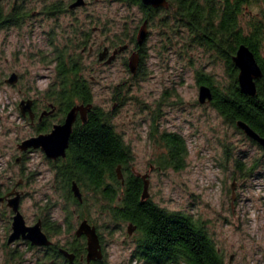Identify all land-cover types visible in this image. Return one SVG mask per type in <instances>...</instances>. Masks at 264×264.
<instances>
[{
	"label": "rangeland",
	"instance_id": "obj_1",
	"mask_svg": "<svg viewBox=\"0 0 264 264\" xmlns=\"http://www.w3.org/2000/svg\"><path fill=\"white\" fill-rule=\"evenodd\" d=\"M53 1L25 0L33 15L22 26L0 29V189L22 181L21 211L27 224L50 215L62 229L60 235L52 236L54 240H70L83 219L79 212H83L101 234L108 264H147L133 258L135 234L130 236L127 222H114L101 195L88 192L86 206L74 205L65 198L44 152L36 149L24 156L17 147L34 133L21 116L20 100L36 98L39 106L50 101L48 94L55 81L54 64L49 63L53 43L76 46V39L86 30L97 43L117 36L127 38L142 24L137 6L117 0H88L87 6L68 14L44 13L45 2ZM94 26L99 30L94 31ZM82 52L94 103L113 111L116 130L132 148L133 169L146 174L149 181V197L161 207L203 222L229 264H264V151L210 103L199 102L196 71L210 73L224 83L225 62L191 42L186 32L172 34L154 22L148 27L141 71L136 75L126 64L130 51L127 57L103 64L97 53L89 55V46ZM13 72L19 75L16 84L6 81ZM117 89L123 103L116 100ZM154 117L160 131L184 137L188 150L184 168L158 165L164 150L150 137ZM237 160L243 163L242 170ZM5 209L0 219V264L13 249L22 254L16 262L41 264L44 250L29 247L23 239L4 245L9 236L3 234L10 233L11 225L10 210Z\"/></svg>",
	"mask_w": 264,
	"mask_h": 264
},
{
	"label": "trees",
	"instance_id": "obj_2",
	"mask_svg": "<svg viewBox=\"0 0 264 264\" xmlns=\"http://www.w3.org/2000/svg\"><path fill=\"white\" fill-rule=\"evenodd\" d=\"M117 1L130 6L138 5L151 23H157L172 34L186 32L191 42L222 59L227 69L226 82L220 83L212 74L197 70V83L212 88L210 104L225 121L240 129L237 121L244 120L264 136V0H169V8L146 6L141 0ZM44 7V13L52 14L64 10L67 4L56 0L49 5L45 2ZM32 12L25 0H0V29L22 26L33 15ZM80 36L76 39V46L72 43L63 46L53 43L54 55L49 63L54 64L55 81L51 84L48 97L58 105L59 116H64L75 104L94 103L92 82L84 73L82 51L86 48L87 32H82ZM243 43L255 53L263 69L254 96L241 90L238 68L232 60ZM120 93L117 89L116 100L123 103ZM112 118V110L94 105L87 120H78L75 124L66 157L56 168L58 184L65 198L74 205L84 207L89 199L87 193H97L105 201L104 208L112 214L116 224L127 222L136 225L132 253L136 260L147 264H229L203 222L184 212L161 207L150 197L142 199L144 183L132 172V148L116 130ZM157 121L158 118L154 117L151 122L150 137L156 138L164 150L158 157V165L177 170L184 168L188 155L184 137L175 132L160 131ZM50 126L45 124L36 130L46 131ZM118 166L124 172V183L118 178ZM237 167L242 170L240 160H237ZM74 181L83 193L82 201L74 196ZM79 215L87 218L83 212ZM43 218L46 229L55 233L62 231L55 221H51L50 215ZM67 226V230L71 231L72 226ZM80 242L81 239L77 238V243L72 246L78 255L76 262H71L52 247L44 251L39 262L84 264L80 256L86 254V242ZM8 244L4 242L5 246ZM29 247L32 246L29 244ZM16 251L10 250L4 264H21L20 260L16 262V258L20 259L22 254ZM96 264H108L106 256L97 260Z\"/></svg>",
	"mask_w": 264,
	"mask_h": 264
},
{
	"label": "water",
	"instance_id": "obj_3",
	"mask_svg": "<svg viewBox=\"0 0 264 264\" xmlns=\"http://www.w3.org/2000/svg\"><path fill=\"white\" fill-rule=\"evenodd\" d=\"M143 4L150 5L152 7H165L169 8V0H141ZM84 0H77L70 5V8H75L84 5ZM148 35L147 21L141 25L138 30L137 39L138 44L142 45ZM123 48V47H122ZM108 48L104 49L100 53V59H104L107 55ZM118 51L115 50L113 54L109 57L107 62H111ZM139 54L133 53L129 58V68L132 73H136L139 66ZM232 60L235 66L238 68V82L241 90L254 96L257 93V80L263 76V69L259 64L255 53L246 44L239 45L236 53L232 56ZM19 79V75L13 72L6 81L10 84H16ZM213 98L212 88L206 84H201L199 89V102L201 104L210 103ZM33 99H26L21 102L22 112L30 113L33 116L32 110ZM93 103L88 104H75L67 112L64 123L55 124L50 132L39 133L32 137L23 140L18 144V148L21 151L28 150L29 148L38 149L40 148L45 155L50 159H56L58 157L66 156L67 148L69 147L71 133L73 131V126L75 121L80 115L82 121L87 120L88 112L92 109ZM238 127L244 132L246 136L255 140L260 146L264 148V136L258 133L251 125H249L244 120L237 121ZM19 160V158H18ZM118 177L123 180V173L121 166L117 168ZM144 178V187L142 193V199L149 197V181L146 179V174L142 175ZM72 191L74 196L80 201L83 200V193L77 184L73 182ZM14 194V196L9 198V206L12 208L14 215L12 221V232L8 237L7 242L11 243L20 238L28 240L32 245L36 246H47L51 244V240L47 234L42 229L41 220L37 221L35 224L29 225L20 209L22 193L19 191L9 193ZM3 200V198H1ZM135 226L131 223L128 226L130 233L133 232ZM77 235H86L87 239V253L86 259L87 264H91L93 260L102 259L104 252L102 249V244L100 240L97 227L91 224L87 219H83L77 230ZM62 253L67 256L70 260L74 259V254L70 253L66 249H61Z\"/></svg>",
	"mask_w": 264,
	"mask_h": 264
},
{
	"label": "flooded vegetation",
	"instance_id": "obj_4",
	"mask_svg": "<svg viewBox=\"0 0 264 264\" xmlns=\"http://www.w3.org/2000/svg\"><path fill=\"white\" fill-rule=\"evenodd\" d=\"M62 1H64L65 2V4H67V8H65L64 10H59V11H54L52 14H50V15H61V14H68L69 12H75L76 11V9L78 8V7H83V6H87L88 5V0H84L85 1V4L84 5H81V6H78V7H75V8H70V5L71 4H73L75 1H77V0H62ZM134 6H137L138 7V9H139V11L142 13V17H141V19H140V21H141V23L143 24L144 23V21H147V26L149 27L150 26V24H151V22L149 21V19L148 18H146V16H145V12L138 6V5H134ZM147 6V5H146ZM150 6V5H149ZM154 8H158V7H154ZM95 20L92 18L91 20H90V22L91 23H93ZM141 24V25H142ZM141 25L140 26H135L134 27V29H133V32H132V34L130 35V36H128L127 38H124V37H119V36H117V37H115V38H113V40H109V41H105V40H101L99 43H97V39H96V37H91V33H90V31L89 30H86V31H83V32H87V40H86V46H89V55L90 56H93L95 53H97V57H98V61L100 62V63H110V62H107L108 61V59H109V57L113 54V52L115 51V50H117L118 52L116 53V55H115V57L112 59V61L111 62H113V61H115V60H117L118 58H120L121 56H124L125 55V53L126 52H128V51H130V55H129V57L127 58L128 60H127V62H126V64H127V66H128V69H129V71H130V68H129V58H130V56L133 54V53H138L139 54V59H140V63H141V61H142V56H143V53H144V50H145V46H146V41H147V37H146V39H145V41L143 42V44L142 45H140V44H138V39H137V34H138V30H139V28L141 27ZM89 26V25H88ZM99 30V27L98 26H94V31H98ZM79 38H81V36H79ZM120 38H122V40H123V42H122V40L120 39ZM121 40V41H120ZM97 46V47H96ZM96 47V48H95ZM123 47V48H122ZM106 48H108V52H107V55L105 56V58L104 59H100V53L104 50V49H106ZM124 57H127V56H124ZM126 59V58H125ZM139 63V64H140ZM139 68H140V65L138 66V69H137V72L136 73H132L131 71V73L133 74V75H136V74H138V71H139ZM33 99V103H32V110H33V116L30 114V113H23L22 112V106L24 105H21V102L23 101V100H26V99ZM48 101V100H47ZM19 109H20V112H21V116L25 119V120H28L29 121V123H30V125H31V127H32V130H33V134L32 135H30V136H28V137H26V138H24L23 140H25V139H27V138H29V137H32V136H34V135H37V134H39V133H47V132H50L51 130H52V128H53V126L55 125V124H59V123H64V121H65V118H66V115H67V113L64 115V116H59L60 115V113H59V108H58V105L57 104H55V103H52L51 102V100L50 101H48V103L47 104H45L44 106H39L38 105V101H37V99L36 98H32V97H29V96H24L21 100H20V102H19ZM95 104L93 103V106H94ZM71 109V108H70ZM69 109V110H70ZM68 110V111H69ZM88 114H89V112H88ZM87 117H88V115H87ZM78 120H81L82 121V119H81V117H80V115H78V118H77V120L75 121V123H74V126H75V124L78 122ZM45 124H51V126H50V128L48 129V130H46V131H37L36 129L38 128V127H40V126H44ZM74 126H73V129H74ZM73 132V131H72ZM72 134V133H71ZM22 140V141H23ZM21 141V142H22ZM21 142H19V143H21ZM19 143H17V147H18V144ZM39 150H41L40 148H38ZM68 149V148H67ZM33 150H36V149H32V148H29L28 150H25V151H21L22 153H23V155L25 156L26 155V153H28V152H31V151H33ZM45 154V153H44ZM23 156V157H24ZM47 157V156H46ZM66 156H64V157H58V158H56V159H50V158H48V162H49V164H51L52 166H51V168H52V170L55 172V176L57 175L56 174V168H57V166H59L63 161H64V158H65ZM22 158V156L21 157H19V160ZM17 160H18V158H17ZM132 172L137 176V177H139V178H141L142 180H143V183H144V178H143V176H142V174H140L139 172H137V171H135L134 169H133V167H132ZM122 173H123V180H122V183H124V181H125V175H124V172L122 171ZM119 178V177H118ZM120 179V178H119ZM20 183H22V181H19V182H16V183H14V184H11L10 186H6V188L4 189V190H1L0 189V219H2L3 217H4V213H5V208L7 207L9 210H10V213H11V215H10V221H9V223L11 224L10 226H9V228H8V230L10 231V233L9 234H3L4 236H10V234H11V232H12V221H13V215H14V212H13V210H12V208L9 206V198L10 197H12V196H14V194H9V193H11V192H16V191H19V192H21L22 193V196H23V191L20 189ZM1 198H3V200L1 199ZM20 209H21V206H20ZM24 215V214H23ZM25 217V216H24ZM26 219V218H25ZM51 219V218H50ZM84 219H87V218H84ZM39 220H41V222H42V229H43V231L47 234V236L49 237V239L51 240V244L50 245H47V246H36V245H32L31 244V242L30 241H28V240H25V239H23V238H20V239H23L27 244H30L32 247H36V248H38V249H41V250H48L47 248H53V249H55V250H57L59 253H61L64 257H66V258H68L67 256H65L63 253H62V251H61V249H66V250H68L70 253H73L74 254V259L73 260H70L69 258V260L71 261V262H76V260L78 259V255H77V253H76V251L75 250H72V246L73 245H75L76 243H77V238H80L81 239V242L80 243H82L83 241H85L86 242V245H85V247H86V253H87V239H86V235H84V234H82V235H77V233H76V230H77V228H78V226H79V224H80V222L83 220V219H81L80 220V222H79V224H78V226H77V228L75 229V233L74 234H72V238L70 239V240H67V241H65V242H60V241H56V240H54L53 239V237L52 236H54V235H60L61 233H62V231H60L59 233L57 232V233H55V232H52V230H50V229H46V227H45V222H44V218H43V216H41V217H37V219H36V221L33 223V224H35L37 221H39ZM88 220V219H87ZM51 221H52V219H51ZM89 221V220H88ZM27 222V221H26ZM90 222V221H89ZM56 223V222H55ZM91 223V222H90ZM58 226H60L61 227V225L60 224H58V223H56ZM92 224V223H91ZM129 224H131V223H128V226H129ZM93 225H95V224H93ZM96 226V225H95ZM135 226V229L133 230V232L132 233H130L129 232V230H128V233L130 234V236H133L134 234H135V236L137 235V227H136V225H134ZM97 227V226H96ZM97 231H98V229H97ZM98 233H99V231H98ZM99 236H100V240H101V234L99 233ZM83 238H85V239H83ZM101 244H102V240H101ZM102 249H103V244H102ZM103 252H104V249H103ZM104 256H105V254H104ZM104 256H103V258L102 259H97V260H103L104 259ZM80 260L84 263V264H87V259H86V254L85 255H82V256H80ZM97 260H93L92 261V263L91 264H96V261Z\"/></svg>",
	"mask_w": 264,
	"mask_h": 264
}]
</instances>
